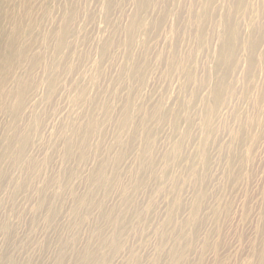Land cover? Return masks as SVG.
Returning a JSON list of instances; mask_svg holds the SVG:
<instances>
[{"label": "rangeland", "instance_id": "rangeland-1", "mask_svg": "<svg viewBox=\"0 0 264 264\" xmlns=\"http://www.w3.org/2000/svg\"><path fill=\"white\" fill-rule=\"evenodd\" d=\"M0 264H264V0H0Z\"/></svg>", "mask_w": 264, "mask_h": 264}]
</instances>
